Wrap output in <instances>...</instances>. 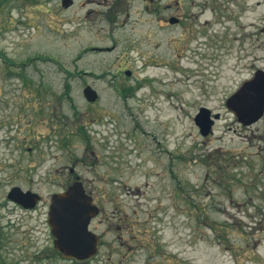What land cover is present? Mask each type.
Returning <instances> with one entry per match:
<instances>
[{
  "label": "rangeland",
  "instance_id": "rangeland-1",
  "mask_svg": "<svg viewBox=\"0 0 264 264\" xmlns=\"http://www.w3.org/2000/svg\"><path fill=\"white\" fill-rule=\"evenodd\" d=\"M51 1L0 0V204L14 186L42 196L38 214L0 207L9 264H264V118L243 126L226 107L264 70V0H202L200 27L114 38L77 24L83 0ZM201 107L221 115L208 137ZM71 168L101 210L87 261L61 258L47 224Z\"/></svg>",
  "mask_w": 264,
  "mask_h": 264
},
{
  "label": "water",
  "instance_id": "water-1",
  "mask_svg": "<svg viewBox=\"0 0 264 264\" xmlns=\"http://www.w3.org/2000/svg\"><path fill=\"white\" fill-rule=\"evenodd\" d=\"M130 74L127 72V75ZM84 96L89 102H95L98 93L87 86ZM226 107L244 126L259 122L264 117V70H258L253 78L245 81L226 100ZM219 118V113L213 115L209 108H200L195 123L203 137L213 134V127ZM29 197L34 202L39 200L36 193L24 192L20 187H13L9 192V199L24 206ZM99 214V207L79 180L67 190L52 195L48 222L54 237V247L62 258L85 261L97 255L100 239L90 229V225Z\"/></svg>",
  "mask_w": 264,
  "mask_h": 264
},
{
  "label": "flooded vegetation",
  "instance_id": "flooded-vegetation-1",
  "mask_svg": "<svg viewBox=\"0 0 264 264\" xmlns=\"http://www.w3.org/2000/svg\"><path fill=\"white\" fill-rule=\"evenodd\" d=\"M57 2H59V5L64 9H70L78 5L77 0H57ZM231 2V0H228L226 4H230ZM81 5L83 15L75 19L77 24L80 26L97 25L98 30L108 32L110 34L109 37L114 38L115 32L125 30L128 26L136 22H143L151 25L158 23L161 26L167 27H200L199 20L204 16L205 5L207 4L202 0H83ZM225 9L227 8L225 7ZM85 10H87V12H85ZM115 46L116 45L113 47ZM94 103L95 102H92V104ZM70 176V183L65 189L78 179L81 180V177L76 174L74 168L70 169ZM23 191L36 193L39 196V200L34 202L31 200V197H29L25 200L26 206H24L9 199L8 192L6 202L0 204V207H7V212L9 214V203H11L15 209L23 211L25 215H30L34 212L38 214L42 196L33 189H23ZM89 194L93 197L94 189L92 187L89 189ZM52 195H50L47 204L48 226V213ZM35 230L40 231L37 226L28 228L25 232L28 236H32L31 233ZM50 235L52 236L51 230ZM36 239L34 242H36ZM52 245L54 248L53 236ZM0 264H9V215L7 217L0 215Z\"/></svg>",
  "mask_w": 264,
  "mask_h": 264
},
{
  "label": "trees",
  "instance_id": "trees-1",
  "mask_svg": "<svg viewBox=\"0 0 264 264\" xmlns=\"http://www.w3.org/2000/svg\"><path fill=\"white\" fill-rule=\"evenodd\" d=\"M0 57L3 58V59L6 61V63H8V64H9V61H11V60L7 59V57H6L5 55H3L2 53H0ZM45 60H46V59H45ZM69 86H70V84H68V89H67V90H69ZM122 92H123L124 95L133 94V92H134V88L125 86V87L122 89ZM79 130H80V133H81L83 136H85V137L88 136L87 133H86V131H85V129H84L83 127H80Z\"/></svg>",
  "mask_w": 264,
  "mask_h": 264
}]
</instances>
